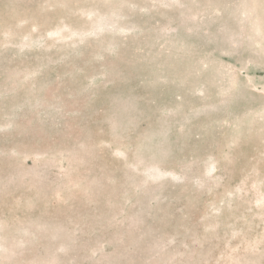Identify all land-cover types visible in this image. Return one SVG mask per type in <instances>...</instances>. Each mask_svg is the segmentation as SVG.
<instances>
[{
	"label": "rangeland",
	"instance_id": "374dc122",
	"mask_svg": "<svg viewBox=\"0 0 264 264\" xmlns=\"http://www.w3.org/2000/svg\"><path fill=\"white\" fill-rule=\"evenodd\" d=\"M0 264H264V0H0Z\"/></svg>",
	"mask_w": 264,
	"mask_h": 264
}]
</instances>
